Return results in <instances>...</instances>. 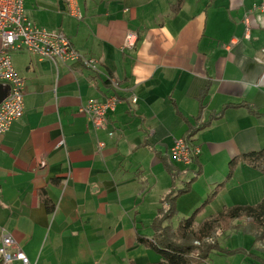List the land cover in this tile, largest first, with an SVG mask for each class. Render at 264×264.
Returning a JSON list of instances; mask_svg holds the SVG:
<instances>
[{
    "label": "crops",
    "instance_id": "1",
    "mask_svg": "<svg viewBox=\"0 0 264 264\" xmlns=\"http://www.w3.org/2000/svg\"><path fill=\"white\" fill-rule=\"evenodd\" d=\"M59 2L24 0V8L38 27L62 32L96 63L85 68L11 56L24 81V113L0 136V237L10 236L31 264L157 263L161 257L136 238L151 237L170 186L158 155L172 162L174 141L226 105L247 103L264 116V14L253 10L260 0H184L176 14L174 0H69L63 8ZM129 33L136 41L126 48ZM109 95L119 100L109 116L111 136L77 111ZM192 141L200 149L197 164L183 173L175 164L177 189L194 180L176 201L173 227L225 179L231 159L264 149V119L228 108ZM41 189L52 213L38 196ZM231 189L258 200L213 208ZM263 198L264 175L239 164L195 225L225 207ZM214 240L244 253L214 252L209 264H264V241L254 242L242 229L217 232Z\"/></svg>",
    "mask_w": 264,
    "mask_h": 264
},
{
    "label": "trees",
    "instance_id": "2",
    "mask_svg": "<svg viewBox=\"0 0 264 264\" xmlns=\"http://www.w3.org/2000/svg\"><path fill=\"white\" fill-rule=\"evenodd\" d=\"M183 3L184 0H174L172 12L174 14L178 13ZM208 90L209 85L206 86L198 98L199 112L204 108ZM228 108H245L254 117L264 119V116L250 104L226 105L218 114L210 115L206 123L199 124L196 128L189 126V132L183 139L189 144H192V137L200 130L206 128L211 121L218 119L223 111ZM177 114L179 115V113ZM146 145L147 143H144V146ZM158 157L164 170L170 176V186L168 193L160 201L156 216L151 222V237L148 238L144 235H138L136 238L139 245L151 249L161 257L159 262L153 264H203L208 262L210 255L214 252L225 255L244 253L242 249L233 251L221 249L219 244L214 240L217 232L225 233L233 227L235 229H242L244 233L253 236L254 242L264 241V198L255 205H232L225 207L220 212L203 220L197 226L195 225V219L198 214L216 198L225 184L231 179L239 164H244L264 175V149L257 152L240 154L231 159L227 165L225 179L214 187L206 199L188 217L180 219L176 227L169 224L177 216L176 201L181 194L189 191L194 179L182 183V188L177 189V167L172 162H169L167 157L160 155ZM194 164H197V160L194 161ZM38 196L45 204L48 213H52L54 211V205L47 198L44 189L38 190ZM242 219L247 221L245 225L241 227H235L233 225L234 221ZM195 242L198 244H195ZM0 264L2 263L0 262Z\"/></svg>",
    "mask_w": 264,
    "mask_h": 264
},
{
    "label": "built area",
    "instance_id": "3",
    "mask_svg": "<svg viewBox=\"0 0 264 264\" xmlns=\"http://www.w3.org/2000/svg\"><path fill=\"white\" fill-rule=\"evenodd\" d=\"M253 10L264 14V0H260ZM244 21L248 31L247 17ZM135 41L136 35L129 33L125 37L124 47H133ZM13 53H27L55 64L79 62L85 68H93L96 63L94 58L80 54L62 32L51 33L38 27L26 14L24 0H0V86L5 92L0 102V136L6 134L24 113V81L13 67ZM135 102L136 99L133 98L132 103ZM118 103L116 96L109 95L102 100H88L80 105L77 111L96 130L105 131L111 136L109 116L115 111ZM100 147H104V144L101 143ZM199 155L200 149L184 139L175 140L169 150L171 161L182 167L194 165ZM0 262L31 264L26 255L16 247L13 239L7 235L0 237Z\"/></svg>",
    "mask_w": 264,
    "mask_h": 264
},
{
    "label": "rangeland",
    "instance_id": "4",
    "mask_svg": "<svg viewBox=\"0 0 264 264\" xmlns=\"http://www.w3.org/2000/svg\"><path fill=\"white\" fill-rule=\"evenodd\" d=\"M14 54H16V53H13L12 55H14ZM20 62L21 60L20 59H18V57H15L14 59H13V62L15 63V62ZM173 163V162H172ZM174 164V163H173ZM175 165V164H174ZM180 168H181V170H178L180 173H183L184 171H188L189 170V167H182V166H179ZM191 168H193L194 166L192 165V166H190ZM192 170H194V169H192ZM196 171V170H195ZM177 180H178V178H177ZM190 180V179H189ZM188 180V181H189ZM188 181H183V183H185V182H188ZM170 182H171V180H170ZM203 183H205V180L204 179H202V180H198V186H200V185H202ZM182 184V183H181ZM181 188H182V185H181ZM180 189V188H179ZM189 191H190V188H189ZM188 191V192H189ZM187 192V193H188ZM187 193H183V194H181L179 197H178V199L180 198V197H183V195H185V194H187ZM177 199V200H178ZM227 200H233L234 202H242V201H247V202H257V200H258V197H254V196H249V197H246V198H244L242 195H240V194H238V193H236V191H235V189H231V190H228L227 192H224V201H219V202H215L214 204H213V208H218L219 206H221L222 205V202L224 203L223 205H227L228 204V202L229 201H227ZM222 207V206H221ZM220 207V208H221ZM189 215V214H188ZM187 215V216H188ZM186 217V216H185ZM235 227H237V226H235ZM232 229H234V227L232 228Z\"/></svg>",
    "mask_w": 264,
    "mask_h": 264
},
{
    "label": "water",
    "instance_id": "5",
    "mask_svg": "<svg viewBox=\"0 0 264 264\" xmlns=\"http://www.w3.org/2000/svg\"><path fill=\"white\" fill-rule=\"evenodd\" d=\"M59 5H60L61 8L64 7V4H63L62 0H60ZM4 96H5V92H4L3 88H2V86H0V102L3 99Z\"/></svg>",
    "mask_w": 264,
    "mask_h": 264
}]
</instances>
